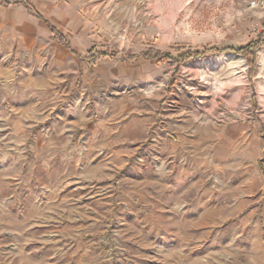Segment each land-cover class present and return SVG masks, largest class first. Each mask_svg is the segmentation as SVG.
<instances>
[{
  "label": "rangeland",
  "instance_id": "374dc122",
  "mask_svg": "<svg viewBox=\"0 0 264 264\" xmlns=\"http://www.w3.org/2000/svg\"><path fill=\"white\" fill-rule=\"evenodd\" d=\"M9 1L0 264H264V41L180 57L260 39L253 0Z\"/></svg>",
  "mask_w": 264,
  "mask_h": 264
},
{
  "label": "trees",
  "instance_id": "16d2710c",
  "mask_svg": "<svg viewBox=\"0 0 264 264\" xmlns=\"http://www.w3.org/2000/svg\"><path fill=\"white\" fill-rule=\"evenodd\" d=\"M0 1H5V2H9V0H0ZM27 9L31 10L29 11L30 14L35 17L37 20L39 21H43L45 24H47L50 27V31L54 36V39L56 40V42L61 45L62 47H64L66 50H68L69 52H71L73 55H77L76 51H74L71 48V44L70 42L66 39V37L61 34L56 28L52 27L50 25V23L48 21H46L44 19V17L37 11H35L34 9H32L30 7L29 4L26 5ZM264 36V34H263ZM262 35L259 37L260 39H258L257 41H253L251 43H249L248 45H246L245 47H240V48H235V47H227V48H223V49H219V48H215V47H210V48H206L202 51H195V52H186L182 55H180L181 58H183L184 60H198V59H203L205 57H207L210 54H218V53H238L241 56H251V57H255L254 51L256 48L260 47L261 45H263V37ZM145 59H153V58H161L162 56H164L165 58L167 57V59H173L171 55L166 54H160V53H156L155 56L152 55H148V54H143L142 55ZM110 57V55L107 52H99L96 50H91L88 53L87 58L85 59V61H87L89 64L95 65L99 60L103 59V58H107ZM131 60H135L137 59L136 56H131L130 57Z\"/></svg>",
  "mask_w": 264,
  "mask_h": 264
},
{
  "label": "built area",
  "instance_id": "2783aa9c",
  "mask_svg": "<svg viewBox=\"0 0 264 264\" xmlns=\"http://www.w3.org/2000/svg\"><path fill=\"white\" fill-rule=\"evenodd\" d=\"M252 9H259L264 17V0H253L250 4ZM262 32H264V23L262 25Z\"/></svg>",
  "mask_w": 264,
  "mask_h": 264
},
{
  "label": "crops",
  "instance_id": "0c3cea01",
  "mask_svg": "<svg viewBox=\"0 0 264 264\" xmlns=\"http://www.w3.org/2000/svg\"><path fill=\"white\" fill-rule=\"evenodd\" d=\"M42 15V14H41ZM43 16V15H42ZM45 19V18H44ZM46 20V19H45ZM47 21V20H46ZM43 22V21H42ZM47 25V24H46Z\"/></svg>",
  "mask_w": 264,
  "mask_h": 264
},
{
  "label": "bare ground",
  "instance_id": "6f19581e",
  "mask_svg": "<svg viewBox=\"0 0 264 264\" xmlns=\"http://www.w3.org/2000/svg\"><path fill=\"white\" fill-rule=\"evenodd\" d=\"M206 215V214H205Z\"/></svg>",
  "mask_w": 264,
  "mask_h": 264
}]
</instances>
